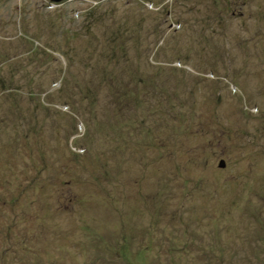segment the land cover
Listing matches in <instances>:
<instances>
[{"label": "rangeland", "instance_id": "obj_1", "mask_svg": "<svg viewBox=\"0 0 264 264\" xmlns=\"http://www.w3.org/2000/svg\"><path fill=\"white\" fill-rule=\"evenodd\" d=\"M0 264H264V0H0Z\"/></svg>", "mask_w": 264, "mask_h": 264}, {"label": "trees", "instance_id": "obj_2", "mask_svg": "<svg viewBox=\"0 0 264 264\" xmlns=\"http://www.w3.org/2000/svg\"><path fill=\"white\" fill-rule=\"evenodd\" d=\"M76 6V10H77V8L79 7L78 5H75ZM90 7L91 8H97V7H99L98 6V2H96L95 4H90ZM55 10V9H54ZM111 73H112V71H111ZM111 75V76H110ZM109 78H111V82H113L112 80H114L115 79V75H112V74H108V76H107V78H105L103 81L105 82V80H107V79H109ZM59 83V82H58ZM111 83L110 82H105V85L108 87L109 85H110ZM102 84L101 83H99V85H98V87H100Z\"/></svg>", "mask_w": 264, "mask_h": 264}, {"label": "water", "instance_id": "obj_3", "mask_svg": "<svg viewBox=\"0 0 264 264\" xmlns=\"http://www.w3.org/2000/svg\"><path fill=\"white\" fill-rule=\"evenodd\" d=\"M52 1H54V2H61L62 0H52Z\"/></svg>", "mask_w": 264, "mask_h": 264}]
</instances>
